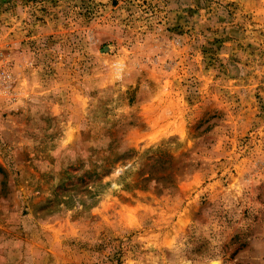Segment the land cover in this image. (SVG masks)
Here are the masks:
<instances>
[{
  "label": "rangeland",
  "instance_id": "obj_1",
  "mask_svg": "<svg viewBox=\"0 0 264 264\" xmlns=\"http://www.w3.org/2000/svg\"><path fill=\"white\" fill-rule=\"evenodd\" d=\"M0 264H264V0H0Z\"/></svg>",
  "mask_w": 264,
  "mask_h": 264
},
{
  "label": "built area",
  "instance_id": "obj_2",
  "mask_svg": "<svg viewBox=\"0 0 264 264\" xmlns=\"http://www.w3.org/2000/svg\"><path fill=\"white\" fill-rule=\"evenodd\" d=\"M7 64H8L7 53L4 51V44L1 43V38H0V77H1V74L3 72L4 67Z\"/></svg>",
  "mask_w": 264,
  "mask_h": 264
}]
</instances>
